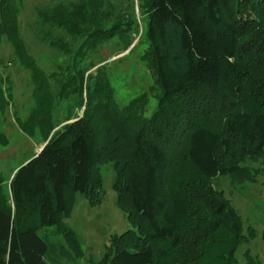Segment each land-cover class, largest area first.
I'll use <instances>...</instances> for the list:
<instances>
[{"label": "trees", "instance_id": "trees-1", "mask_svg": "<svg viewBox=\"0 0 264 264\" xmlns=\"http://www.w3.org/2000/svg\"><path fill=\"white\" fill-rule=\"evenodd\" d=\"M126 1L38 8L41 40L75 58L60 75L82 72L83 83L97 63L82 68L80 59L114 37L123 49L133 44L136 0ZM138 8L150 42L143 58L161 87L157 108L144 114L145 94L120 106L103 68L90 73L84 114L17 168L10 196L0 191V264H49L60 247L39 230L61 225L77 193L100 198L105 161L114 163L118 207L133 226L112 238L108 264L234 263L243 222L212 178L251 180L242 158L264 159V0H138ZM0 9V38L9 37L25 61L18 0H0ZM27 65L39 78L34 60ZM1 90L0 108L9 103Z\"/></svg>", "mask_w": 264, "mask_h": 264}, {"label": "rangeland", "instance_id": "rangeland-1", "mask_svg": "<svg viewBox=\"0 0 264 264\" xmlns=\"http://www.w3.org/2000/svg\"><path fill=\"white\" fill-rule=\"evenodd\" d=\"M60 1L68 0H18L19 35L30 56L25 61L16 54L17 47L9 37L0 38V87L4 97L9 98V103L0 108V131L4 135L0 144V191L6 196H10V180L17 168L40 151L44 141L57 129L84 114L90 73L103 68L101 71L108 76L114 98L120 106H126L145 94L144 114L150 116L159 103L161 87L156 84L148 62L143 58L150 42L138 0L135 6L138 31L133 33V44L123 49L119 38L114 37L100 46L97 53H89L80 59L78 64L82 68L92 61L97 63L85 71L83 83L82 72L80 75H75L76 71L72 75L71 72L60 75L62 68L74 67L72 53L41 40L38 33V8L51 7ZM115 1L122 3L123 7L127 4L126 0ZM22 53L25 56L24 50ZM31 59L40 68L39 78L34 77L32 67L27 65ZM261 75L262 72H256L253 80L260 81ZM61 77H64L63 81ZM68 77L72 78L73 84L62 89V83ZM253 80L249 79L246 84L250 87ZM40 98L47 103L46 106L39 104ZM51 127L53 130L46 137ZM242 164L252 167L254 178L237 182L231 175L222 174L214 176L212 184L223 190L243 222L245 236L233 264H264V159L261 155L258 161H254L247 156L242 158ZM98 170L103 181L100 198L92 202L86 195L77 193L73 209L63 217L61 225L39 230L49 243L60 247L57 254L49 256V264H108L107 250L112 238L133 228L127 213L118 207L117 172L113 161L100 163Z\"/></svg>", "mask_w": 264, "mask_h": 264}]
</instances>
